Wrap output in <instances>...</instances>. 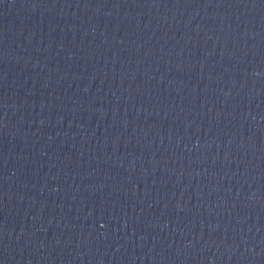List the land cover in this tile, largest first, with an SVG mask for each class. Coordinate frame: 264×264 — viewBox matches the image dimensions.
I'll return each mask as SVG.
<instances>
[{
  "label": "water",
  "instance_id": "obj_1",
  "mask_svg": "<svg viewBox=\"0 0 264 264\" xmlns=\"http://www.w3.org/2000/svg\"><path fill=\"white\" fill-rule=\"evenodd\" d=\"M0 264H264V0H0Z\"/></svg>",
  "mask_w": 264,
  "mask_h": 264
}]
</instances>
